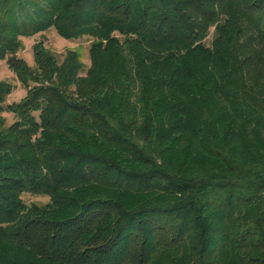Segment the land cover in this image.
I'll return each mask as SVG.
<instances>
[{"label": "trees", "instance_id": "trees-1", "mask_svg": "<svg viewBox=\"0 0 264 264\" xmlns=\"http://www.w3.org/2000/svg\"><path fill=\"white\" fill-rule=\"evenodd\" d=\"M0 59V264H264V0H0Z\"/></svg>", "mask_w": 264, "mask_h": 264}, {"label": "rangeland", "instance_id": "rangeland-1", "mask_svg": "<svg viewBox=\"0 0 264 264\" xmlns=\"http://www.w3.org/2000/svg\"><path fill=\"white\" fill-rule=\"evenodd\" d=\"M21 47L17 55L22 57L29 65H34L32 45L35 41L42 39L45 45L54 52L59 59L63 57L66 49L72 48L77 50L81 60L86 67L90 64L88 47L91 41L89 36H83L77 39H67L59 35L54 28H49L44 32L34 34L32 36H21ZM0 80H7L12 84V90L6 98V103L19 101L26 93V88L19 82L15 73L9 68L6 59H0ZM3 116L7 123H11L14 119L10 111H4ZM22 198L26 203L35 202L43 204L48 201V196L43 194H32L24 192Z\"/></svg>", "mask_w": 264, "mask_h": 264}]
</instances>
